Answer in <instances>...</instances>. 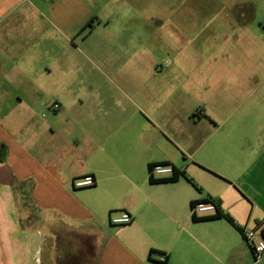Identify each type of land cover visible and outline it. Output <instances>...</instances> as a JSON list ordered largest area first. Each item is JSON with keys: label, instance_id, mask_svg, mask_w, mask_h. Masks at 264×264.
I'll list each match as a JSON object with an SVG mask.
<instances>
[{"label": "crops", "instance_id": "crops-1", "mask_svg": "<svg viewBox=\"0 0 264 264\" xmlns=\"http://www.w3.org/2000/svg\"><path fill=\"white\" fill-rule=\"evenodd\" d=\"M189 2L0 0V264H264L240 231L264 230V96L243 95L264 63L198 45L219 27ZM207 200L235 225L194 221Z\"/></svg>", "mask_w": 264, "mask_h": 264}, {"label": "rangeland", "instance_id": "rangeland-1", "mask_svg": "<svg viewBox=\"0 0 264 264\" xmlns=\"http://www.w3.org/2000/svg\"><path fill=\"white\" fill-rule=\"evenodd\" d=\"M172 1V8L174 10L178 7V9L183 8V10L187 8V5H183L182 7L179 5L182 0ZM190 5H193V10H190L189 16L197 12L195 10L197 6L199 8V14H203L207 20L203 22V24H206L205 27L208 24H210L211 27L212 25L213 27H219V37L215 42L209 38H199L198 45H203L202 43L206 40H211L214 45L218 46L217 50L219 51L220 49L221 51L219 60L222 63L229 60L231 62H241L242 59H244V55L241 56L239 53H237V56L232 57V54L229 53V46L237 48V51L242 49V52L246 53V55L249 54V50H252V55H248L247 60L250 58L249 62L252 64L264 63V0H190L188 7H190ZM231 24L235 25L234 29L230 27ZM225 34H228L229 38L225 40L221 37L220 39V35L224 36ZM92 37L90 38L92 42L98 39L96 34ZM204 56L203 60H206L209 54L205 53ZM143 57L144 55H142V60ZM92 60L99 66V61L95 58H92ZM263 88L260 82L253 80L252 84L247 86V90L243 92V95L251 93L254 99L259 100L264 96ZM241 100L244 101V98H241ZM240 104L241 101L237 103V106H241ZM245 107L246 105L243 104L242 107L238 108L243 110ZM32 210L33 214H35V207H32ZM46 251L47 247L45 249V254Z\"/></svg>", "mask_w": 264, "mask_h": 264}, {"label": "built area", "instance_id": "built-area-1", "mask_svg": "<svg viewBox=\"0 0 264 264\" xmlns=\"http://www.w3.org/2000/svg\"><path fill=\"white\" fill-rule=\"evenodd\" d=\"M54 109H59L60 104L55 102L52 106ZM152 174L157 179L168 178L173 174V168L171 165H156ZM96 184V180L92 175H88L82 178H79L74 181L75 188H88L92 187ZM217 207L212 202H199L196 203L192 209L193 214L197 215V217L201 215L207 214H216ZM133 221V216L128 212H120L118 214H114L110 217V223L115 226H123L128 225ZM242 235L250 248L254 253V257L256 260H261L264 257V230L263 236H260L254 230L242 229ZM151 255H157L159 257V263L166 264L168 262L167 254L153 253Z\"/></svg>", "mask_w": 264, "mask_h": 264}, {"label": "trees", "instance_id": "trees-1", "mask_svg": "<svg viewBox=\"0 0 264 264\" xmlns=\"http://www.w3.org/2000/svg\"><path fill=\"white\" fill-rule=\"evenodd\" d=\"M92 24H93V22L88 23V25H86L82 29L80 34L86 32V31L89 32L91 27H92ZM6 158H7V149H6L5 146H2V147H0V162H5ZM159 164L160 165H171L169 163H155V164H151L149 166V172H150V182L152 184L176 182L182 177V178H185L186 180H188L196 188H198L197 185L194 183V181L186 174V172L184 170L177 169L175 166H172V165L171 166L173 168V174L170 177L163 178V179L155 178L153 176V174H152V170H153V168L156 165H159ZM199 202H212V203H214L216 205L217 211H216V214L214 216L206 217V218H199V217H197V215L193 214L192 219L194 221L198 222V221H204V220H212V219L224 218V219L228 220L230 223H232L233 225H235L233 219L228 214H226L223 210H221V208L219 207V205L215 201H211V200L195 201V202L192 203L191 208L193 209L194 205L196 203H199ZM240 231L242 232V228L240 229Z\"/></svg>", "mask_w": 264, "mask_h": 264}]
</instances>
